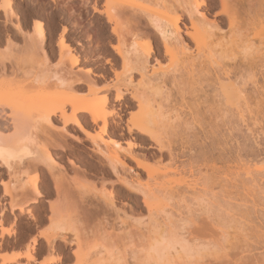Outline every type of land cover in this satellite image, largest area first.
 <instances>
[{
    "label": "rangeland",
    "instance_id": "rangeland-1",
    "mask_svg": "<svg viewBox=\"0 0 264 264\" xmlns=\"http://www.w3.org/2000/svg\"><path fill=\"white\" fill-rule=\"evenodd\" d=\"M236 2L237 0H226V4L234 9ZM104 3L105 0H15L13 10L8 17L3 10L4 0H0V53L2 54H0V68L4 67L7 71L5 75H0V84L9 81L18 85L26 80L25 73L44 69L56 70L61 63L57 42L59 36L65 32L70 51L80 60L83 72L92 69L90 76L97 81L96 89L101 92L113 85L116 73L107 62L116 63L114 49L118 46L117 37L113 34L112 24H109L106 15L94 11L95 7L103 11ZM214 3L213 10L202 8L200 11L206 12L209 21L212 24L215 21L221 29L210 30L205 26L210 38L215 40L217 38L213 44L217 48L215 50H218L215 51L218 53L215 61L219 62L210 63L207 57L199 59L200 61L196 59L198 69L194 68L195 73L188 74L190 71L188 67L176 73L178 76L176 79L171 76L172 78L167 77L166 80L162 79L163 81L150 74V69L156 64V60L161 61L164 70L168 67L161 37L156 29L152 28L153 24L145 17H133L131 14L122 17L126 44L131 45L135 42L142 45L150 44L153 49L154 57L152 56L150 65L133 74V80L138 83L142 82L143 76L146 80L149 76L153 77L150 84H145V89L148 90L146 91L148 96L161 105L156 128L161 143L157 145L148 138H138V132L135 130L131 133L128 131L129 123L140 115L141 110L131 98L130 92L134 90L133 86L122 82L124 90L129 92L121 102L115 101L114 91L109 94V103L116 107V114L110 121L108 134L104 137L109 139L110 143L121 142L124 147L126 141L136 138L133 140L134 146L130 153L123 152L125 168L119 166L114 170L106 161L100 162L99 159L102 157L101 159L104 160V156L97 152L92 142L86 140L82 133L75 134L71 128L68 132H63L66 134L64 146L81 155V159L88 163V167L81 166L78 157L73 154L65 155L62 160H59L60 156H56L60 166L58 165L55 174L60 181V190L56 189L50 171L46 167H39V185L45 197L43 205L34 208L37 218L35 220L26 213L20 214L19 211L11 213L6 204L8 199L4 196L0 185V205L2 204L0 210L7 209L4 210V214L8 221L4 222V227L10 231V235L4 236L6 247L0 250V253L23 254L28 244L30 245L42 234L49 233V206L63 200L71 213L69 214L71 221L68 223V231H63L60 238L59 254L62 262L59 264H75L72 252L76 249V240H79V237L83 242L102 243L106 238L110 240L107 237L109 233L123 228V225H120L122 221L128 226V231L123 232H128L131 237L144 227L155 229L160 228L159 226L167 227L177 234H184L191 227H194L193 229L196 227L205 233L206 230L216 229L218 232L220 230L221 236L216 237L220 248L201 252V255L207 253L210 256L203 258V263L198 264L204 262L225 264L229 258L239 260L240 257L243 258V263H249L251 258L260 256L264 258V58H262L264 56L261 57L258 53L261 48L263 55L264 48L254 40L256 48H259L257 50L253 47L252 52L256 50L258 54L251 52V58L253 56L256 61L250 64H248L249 60L243 59L245 56L240 50L242 56L236 55L238 57L233 54L235 51L231 53L233 55H229L230 50L228 53L222 51L223 48L225 50L230 48L226 46L229 42L240 38L229 33L226 18L217 15L222 2L214 0ZM239 4L240 12L243 11L241 15H245V19L251 21L256 19L255 21L258 22L264 19V0H242ZM236 11L240 14L238 9ZM250 20L247 21L250 23ZM37 22L43 26L46 36L44 47L48 57L47 59L42 56L36 57L39 64L32 69L25 61L27 56L20 51L25 44L24 36L31 34L33 25ZM17 24H21L24 32L18 31ZM186 26H190L187 15L181 19V27L184 31ZM201 26L204 27V24ZM183 35L187 44L194 48V44L186 34ZM222 35L224 39L220 40ZM11 46L13 47L10 48ZM258 56L261 58L259 59ZM118 60L121 63V59ZM206 62L215 66L209 67ZM117 69L120 71L121 66ZM70 76L69 78H72V82L78 88L77 93H80V96L85 95L88 91L85 83L87 77L76 74L75 71ZM192 76L195 78L194 83ZM224 79H227L226 82H231L230 84L237 83L235 90L238 91L239 88L243 90L241 100L237 99L232 104L225 105L219 96V81H225ZM39 90L35 89L33 94H37ZM48 92L52 94V91ZM118 103L121 105L120 108ZM175 111L178 113L177 118ZM53 125L55 127L51 131L42 129L38 133L41 146L50 145L48 143L53 139L59 140V135L63 131L62 124L59 120H54ZM69 133L77 135L79 139ZM49 147L53 154L60 152L59 147ZM134 157H138L159 174L177 168L191 178H201V187L206 191L191 193L182 185H173L174 190L169 191V182L179 177L174 173H171L172 175L169 173L170 177L160 174L156 177L158 181H152V187L156 186L154 188L157 189L155 190L157 197L167 207L165 206L163 212L153 217L148 213L143 202V185L150 182L148 173L138 167V164L132 160ZM71 161H74L75 167L80 170L79 176L69 170ZM25 169H18L16 176L24 179L33 177L36 173L32 167L26 171ZM173 175L176 178L172 177ZM11 176L8 169L0 165V184L4 180L5 182L12 180L14 175ZM137 181H140L141 186ZM106 189L113 192L114 206L108 205L104 195ZM130 227L132 230L129 229ZM191 229L190 231H193ZM123 232L117 231V234L121 235ZM39 243L42 244V247L37 246L38 260L41 261L48 256L49 250L44 240H39ZM227 254L230 257L228 256L226 260ZM199 258L198 256L190 258L187 264H196L195 261ZM22 262L24 263V260Z\"/></svg>",
    "mask_w": 264,
    "mask_h": 264
},
{
    "label": "bare ground",
    "instance_id": "bare-ground-1",
    "mask_svg": "<svg viewBox=\"0 0 264 264\" xmlns=\"http://www.w3.org/2000/svg\"><path fill=\"white\" fill-rule=\"evenodd\" d=\"M14 1L15 0H4L3 10L4 14L8 17L13 10ZM220 1L222 2V6L217 12V15L224 16L228 23L229 33L240 38L239 40L229 42L226 46L230 48H226V50L223 48L224 50L222 49V51L228 53L230 50L229 55L235 51V53H233L235 57H238L236 55L243 54L246 57L243 59L247 61L249 60L248 64L253 63L256 59L254 60L253 56L251 58V52L254 48H259H256L255 41H258L260 46H263L264 48V19H261V21L259 20V22L255 21L256 19L252 21L247 18L245 19L246 16L241 15V12L243 11L240 12L238 7L242 0H237L235 3L236 7L234 6L235 9L226 4V0ZM213 4H215L214 0H105L103 11H100L95 7L94 11L106 15L109 24H112V32L117 37L118 41V46L114 49L116 63L107 60V63L111 64V68L115 70V83L101 92L96 89L97 81L90 76V71L92 69H88V71L84 70L85 72H83L80 60L70 51L65 32L59 36L57 42L61 63L56 70L50 71L49 69H44L33 73H25L24 76L26 80L24 83L18 85L12 84L9 81L1 82L0 165L6 167L8 172H10V175H14V177L13 179L10 178L12 180L8 182H5V180L2 181L0 185L2 186L4 196L8 199H6V204H8L11 213L14 214L15 211H19L20 214L26 213L30 215L33 220L37 219L34 208L35 206H42L43 198L45 197L39 185L38 170L41 166L46 167L50 171L51 176H53L52 179L54 180L55 187L58 189L60 181H58L55 173L58 171L57 169L60 165L57 162L56 156H60L59 160H62L65 155L73 154V156L78 157L77 160L81 166L88 167V163L81 159V155L76 154V151H70L64 146L66 134L63 132H68V129L70 128L73 133H82L86 140L92 142V145L97 149V152L104 156V160L101 159L102 157L99 159L100 162L103 163L106 161L114 170L119 166L125 168L126 163L124 161L125 156L123 155V152L130 153V150H132L134 146L133 140L136 138L126 141V143H124L126 147H124L123 143L118 141H112L113 143H110V140L108 139V141L104 137V135L108 134L110 121L116 114V107L111 106L109 103V94H111V91H114L115 101L121 102L125 99L126 93L129 92L124 90L122 82H127L130 86H133L134 90L130 92L131 98L141 110L140 115L129 123L127 127L128 131L131 133L135 130L138 132V138H148L151 141H154L157 145L161 143L159 134L156 131L159 117L158 112L161 111V105L157 104L156 100L151 99L146 92L148 90L145 89V84H150L153 81V77L149 76L148 80H146L143 78L145 76L142 74V82L135 83L133 80V74L142 69H146V66L150 65L149 62L153 56V49L150 44L142 45L138 42L131 45L126 44L127 40L123 33V24L121 23L122 17L126 14H131L133 17H145L151 21L148 20L153 24L152 28H155L161 37L165 52L164 57L168 61V67L164 70L162 67L163 65L161 66V61L156 60V64L152 65V69H150V74L161 80H166L165 78L171 76L173 79H176L178 77V72L188 69V67V70H190L188 74L192 75L195 73L194 68L197 64L195 61L196 59L201 60L202 58L207 57L210 63L219 62L218 60L215 61V57L218 54L216 53L218 50H215L216 46L214 47L215 44H213L215 39L212 38V40L210 38L211 36L208 35L209 31L206 27L208 26L210 30H219L220 28L215 21L213 24L209 21L206 12L200 11L202 8L213 10ZM236 8L239 10L240 14H238ZM185 15L189 17L190 26H186L184 31L181 27V19ZM247 20H250L251 24ZM201 24H204V27H202ZM17 25L16 27L18 31L24 32L21 24ZM32 29L33 31L30 35L24 36L25 44L20 52L27 56L25 61L32 69H34L39 64L36 57L42 56L44 59H47L48 53L44 47L46 36L42 24L37 22L33 25ZM183 33H185L194 44V48L193 46L191 48L189 44H187ZM222 38L224 39L223 35L220 40ZM12 47L13 46L10 48ZM260 49L259 52H257L259 53V56L262 57L264 56V53L262 55V50L260 51ZM239 50L242 52L241 54L239 53ZM255 51L252 53H257ZM248 56H250V59H248ZM261 57H259V59ZM119 58L121 59V63H119ZM206 63L208 66L210 65L208 62ZM119 66H121L120 71L117 69ZM213 66L215 65H210L209 67ZM202 70H204V68ZM74 71L76 74L87 77L85 83L88 86V91L85 95L80 96V93H77V86L72 82V78H69ZM6 73L7 71L4 67L0 68V75H5ZM192 78V82L194 83V76H192ZM226 78L230 81L228 76H226ZM226 80H220V92L218 91L219 89H217V92H219V96L223 99L225 105L232 104L237 99L239 100L241 95L243 96V90H240V88L238 91L235 90L237 83L235 85L230 84L231 82L227 81V83ZM78 86L80 85L78 84ZM35 89H40V92L33 94ZM48 91H52V94ZM118 107H121L119 103ZM175 113L177 118L178 113L176 111ZM172 117L174 118L173 115ZM54 120H59L62 124L61 130L63 131L59 135L60 141L58 140L60 143L53 139V141H50L51 143H48L50 145L41 146L38 141V133L42 129H49L51 131L55 127L53 125ZM72 136L79 139L77 135ZM49 146H52L53 148L59 147L60 152L53 154ZM132 160L138 164L139 168L148 173L149 184L147 183L145 186L142 184L144 187L143 202L148 213L153 217L160 212H163L167 207L157 197V189L154 188L156 186L153 184L154 187H152V181L155 182L157 180L156 177H159L160 174L162 176L166 175L170 177V174L174 173L175 176L179 177L174 181L169 182L170 190L167 188L169 191L174 190L172 189L173 185H182L191 193H196L200 190L206 191L201 187V178H191V176H187L188 174L179 171L177 168L173 171H165L159 174L157 171L151 169L147 164L142 162L138 157H134ZM71 162L72 165L69 170L79 176L80 170L78 167H75L74 161ZM29 167H32L36 171L33 177L29 176L23 179L22 177L16 176V171H18V169L26 168V171ZM14 171L15 174H13ZM59 171H61V169H59ZM174 175L172 177H175ZM76 179L78 178L76 177ZM73 181L75 182V180ZM137 182L141 186L139 183L140 181ZM155 184H157V182ZM104 195L108 200H106L108 205L114 206L115 199L113 198V192L107 191L106 189ZM60 201H56V203H52L49 206L50 216L48 217L50 222V232L42 234L30 245L28 244L23 254L0 253V264H59L62 262V257L59 254V242L62 237V232L68 231L67 229L68 223L71 221V213L66 208L67 203L65 204V201L62 202L63 200ZM5 209L0 210V250H3L6 247L4 236L7 234L10 235V231L4 227V222L8 221L4 214ZM120 225H123V228L120 227L121 229H116L117 231H128L126 222L122 221ZM69 227L71 226L69 225ZM159 227L160 228L158 229L144 227L138 230L135 234L136 236L133 235L132 237L128 232H123V234L119 235L117 234V231L112 230L114 232L111 234L107 233V237H109L110 240L106 238L107 241H104L102 239L104 241L101 240L102 243H100V241L99 243L94 244H91V242H83L79 237V240H76V249L72 252L74 257L73 261L75 264H187V260L198 256L200 258L195 261V263L198 264L202 262L203 258L210 256L207 253L201 255V252L204 253L213 248H220L219 241L216 240V237L220 235V230L219 232L216 229L211 231L206 230L207 233H205L196 227L195 229H193L194 227H191L193 231H190L191 228H189L184 234H177L167 229V227ZM129 229H131V227ZM41 239L47 244L49 254L47 257L43 258V260L39 261V252L37 251L39 248L37 246L42 247V244L39 243V240ZM196 248L199 249L197 250ZM228 256L229 255L227 254L225 259L230 257ZM256 256H258V254H256ZM222 258L224 259V257ZM237 259H231V261L229 258V261H226V263L264 264L263 256H260L259 258H251L249 263H243V258L241 257L239 260ZM22 260H24V263ZM67 260L69 259L67 258ZM204 264L206 263L204 262Z\"/></svg>",
    "mask_w": 264,
    "mask_h": 264
}]
</instances>
